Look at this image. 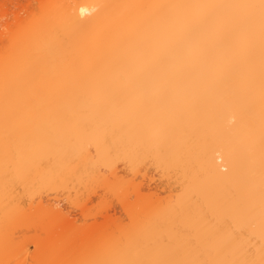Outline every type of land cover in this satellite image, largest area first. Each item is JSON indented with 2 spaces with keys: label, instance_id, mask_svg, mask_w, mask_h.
<instances>
[{
  "label": "bare ground",
  "instance_id": "bare-ground-1",
  "mask_svg": "<svg viewBox=\"0 0 264 264\" xmlns=\"http://www.w3.org/2000/svg\"><path fill=\"white\" fill-rule=\"evenodd\" d=\"M39 10L0 50V264H264V0ZM149 161L173 192L142 184ZM95 185L127 227L66 218Z\"/></svg>",
  "mask_w": 264,
  "mask_h": 264
},
{
  "label": "rangeland",
  "instance_id": "rangeland-1",
  "mask_svg": "<svg viewBox=\"0 0 264 264\" xmlns=\"http://www.w3.org/2000/svg\"><path fill=\"white\" fill-rule=\"evenodd\" d=\"M39 5L40 0H0V24L2 23L0 26V50H3L7 46V39L10 37L12 31H15L17 28L16 25H18V23L27 22L39 14ZM118 168L121 172L119 175L123 177V175L127 174L124 173L126 172L124 171L126 170L124 165H121ZM144 168L149 171H147L149 173L148 175L150 178L153 177L154 182L152 181V183L144 181L141 177H138L135 180L136 182H141L143 180V185L150 183L151 187H154L155 185L158 186L160 183L158 189L161 192H165L166 190H171L173 192L178 186L177 180L175 182L176 178L174 174L172 175V173H169L174 178L171 175H168L169 177L171 176V178L166 177L167 173L163 175V171L160 168L157 169L154 167L150 161L146 167L144 165L143 169ZM146 170L144 169L142 172H145ZM104 174L107 175V171ZM130 174L131 173H128V175H126L127 180L129 178L131 179L132 175ZM160 185L162 187H160ZM75 189L77 190V193L74 195V192H72V196L70 197L71 202L66 200L63 202L65 205H63L66 206V210L64 212L66 218L68 220H72L77 227L87 228L94 222L95 219L97 223L102 224L105 218L103 216L105 215L108 216V223L105 221V224H109L111 230H115L117 227H127L129 225L130 217L128 211L125 209L115 194L97 185L87 187L79 186ZM164 192L162 196H166L167 193H169L165 192L164 194ZM46 194L47 193H43L42 196L44 197ZM49 194L50 196L56 195L55 192H50ZM57 195L59 198L66 197V194H63L62 191H60ZM128 196V201L133 203L135 201V195L130 193ZM37 200L38 199H35V201L32 203L33 206L36 205ZM24 201L25 207H27L29 200L25 198ZM38 225L39 224L34 219L31 225L21 228L19 227L17 229V233L15 234V237H17L19 240L28 241L30 252H33L34 250V247L30 242L31 239H33L35 236L41 235V232L38 230Z\"/></svg>",
  "mask_w": 264,
  "mask_h": 264
},
{
  "label": "snow or ice",
  "instance_id": "snow-or-ice-1",
  "mask_svg": "<svg viewBox=\"0 0 264 264\" xmlns=\"http://www.w3.org/2000/svg\"><path fill=\"white\" fill-rule=\"evenodd\" d=\"M87 9H85V8H81V12L83 13V12H85Z\"/></svg>",
  "mask_w": 264,
  "mask_h": 264
}]
</instances>
